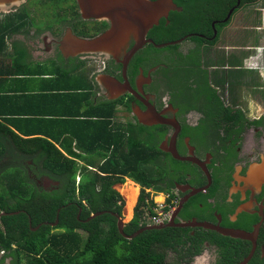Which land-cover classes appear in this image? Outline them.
Segmentation results:
<instances>
[{
    "label": "flooded vegetation",
    "instance_id": "1",
    "mask_svg": "<svg viewBox=\"0 0 264 264\" xmlns=\"http://www.w3.org/2000/svg\"><path fill=\"white\" fill-rule=\"evenodd\" d=\"M30 1L25 0L26 4ZM39 1L59 3L61 7L56 10L62 16L59 26L35 28L31 33L37 34L35 41L34 35H29L32 27L13 32L14 44L25 47L33 58L56 61L64 69L78 66V70L89 73L98 99L121 100L119 106L134 119L126 123L148 127L149 131L141 135H157L159 148L170 160L181 162L179 171L175 172L178 179L173 181L172 197L158 192L164 195L163 204L172 208L165 207L167 216L157 222L152 220L155 208L153 215L145 208V226L172 223L174 225L159 229L171 228L189 234L191 239L199 240L201 252L184 257V252L170 249L167 263L173 255L171 264H199L196 259L211 251V257L200 264H216L219 259L224 260L220 251L225 247L232 250L231 264L241 263L250 254L246 264H264L262 0L248 6H241L238 1L224 19L214 18L205 28H190L176 38L170 33L165 36L168 39L159 42L160 31L167 29L158 27L160 29L156 30V27L168 28L171 16L179 11L170 10L147 32L144 43L131 34L116 50L110 46L105 50L75 54L67 46L73 36L96 38L111 28V22L84 18L77 0ZM16 6L4 16L0 11V21ZM180 7L183 11V6ZM245 8L251 9L250 20L237 24L238 29L230 32L234 17ZM259 10H262L260 25L255 21ZM247 29L250 30L249 40L245 35ZM20 38L23 44L16 41ZM183 43L188 47L182 49ZM136 45L139 48L131 53ZM154 113L160 115L161 120ZM172 150L185 159L174 156ZM29 176L33 177L31 170ZM43 177L48 181L46 176H41L36 178L38 185L50 187L47 190L57 187L56 181L48 183ZM143 189L141 186L134 213ZM146 191L150 195L155 192L151 188ZM6 214L0 208V228L4 231L2 217ZM231 233L250 237H236ZM12 247L17 249L16 241ZM9 253L10 250L0 248V264L12 263ZM212 256L214 260L209 263Z\"/></svg>",
    "mask_w": 264,
    "mask_h": 264
},
{
    "label": "trees",
    "instance_id": "2",
    "mask_svg": "<svg viewBox=\"0 0 264 264\" xmlns=\"http://www.w3.org/2000/svg\"><path fill=\"white\" fill-rule=\"evenodd\" d=\"M174 1L183 11L173 13L168 28L156 27L167 29L160 31L159 42L170 33L188 27L200 30L214 18L224 19L238 1L248 6L261 0ZM260 14L259 10L255 19L259 25ZM26 16L24 11L12 12L0 22V45L13 32L27 28L31 20ZM13 46L18 51V45ZM58 65L60 74L76 75L68 97L83 104L81 115L72 112L61 133L55 128L32 130L24 138L13 131L0 132V208L8 213L2 217L0 248L10 250L11 264H171L166 261L170 249L184 252V257L200 253L199 240L177 229H148L132 239L120 233L112 212L122 215L125 201L114 185L130 178L144 188L134 217L125 224V233L132 234L147 224L146 209L155 213L157 204L146 188L172 197L181 162L170 160L159 148L157 135H141L148 127L118 120L121 100H95L87 72ZM78 116L83 117L75 119ZM41 176L57 181V187L46 190L38 185L36 178ZM99 211L104 212L88 219ZM57 218L59 223L52 226ZM15 241L17 249L12 247ZM220 252L224 260L216 264H231V248Z\"/></svg>",
    "mask_w": 264,
    "mask_h": 264
},
{
    "label": "crops",
    "instance_id": "3",
    "mask_svg": "<svg viewBox=\"0 0 264 264\" xmlns=\"http://www.w3.org/2000/svg\"><path fill=\"white\" fill-rule=\"evenodd\" d=\"M13 44L7 37L6 44L0 45V132L13 131L24 138L32 130L64 132L65 119H72L74 111L81 115L83 108L68 97L74 91L76 75L60 74L58 62L33 58L25 47L18 45L16 51ZM87 76L93 84L89 73Z\"/></svg>",
    "mask_w": 264,
    "mask_h": 264
},
{
    "label": "water",
    "instance_id": "4",
    "mask_svg": "<svg viewBox=\"0 0 264 264\" xmlns=\"http://www.w3.org/2000/svg\"><path fill=\"white\" fill-rule=\"evenodd\" d=\"M22 0H0V11L10 10V6L18 5ZM80 6L81 14L84 18H96V19H107L111 22V28L101 36L93 39L81 38L73 36L72 41L67 46L72 48V53L86 52V51H98L105 50L113 46V49H117L118 46L124 44L131 34L136 35L143 43L145 42L147 32L155 25L159 23L160 18L165 15L167 16L170 10H182L173 0H77ZM119 42V44H118ZM118 44V45H116ZM139 47L136 45L132 49L131 53L136 52ZM104 52V51H103ZM130 55V54H129ZM111 78V77H110ZM115 84V80L111 78ZM109 80L112 81V80ZM116 97V96H115ZM152 109V108H151ZM150 109V110H151ZM153 110V109H152ZM149 113V110H148ZM151 113V112H150ZM155 117L160 118V115L155 114ZM141 118V116H139ZM146 124L150 122L143 121ZM163 122V120H162ZM174 156L181 158L176 150L171 151ZM185 159V158H181ZM189 159V158H188ZM47 178V177H46ZM51 182V179H47ZM58 184V182H55ZM104 211H99L91 214L88 219H92ZM114 216L118 219V228L122 235L128 239H132L148 229H159L165 226L174 225L169 223L167 225H152L145 226L138 229L132 234L125 233V220L122 215L113 212ZM59 219L52 223L57 225ZM51 224V225H52ZM206 226V224H203ZM38 228V227H37ZM36 229V228H35ZM236 237L249 238L250 235H243L240 233H231ZM252 254L247 257L244 261L239 264H246Z\"/></svg>",
    "mask_w": 264,
    "mask_h": 264
},
{
    "label": "rangeland",
    "instance_id": "5",
    "mask_svg": "<svg viewBox=\"0 0 264 264\" xmlns=\"http://www.w3.org/2000/svg\"><path fill=\"white\" fill-rule=\"evenodd\" d=\"M12 7L13 6H10V8H12ZM60 7L61 6L56 1L55 2L45 1L43 3H40L39 0H32L28 4H26L25 0H22L20 4H18L11 12H8V13H12V12H15V11H24L27 14V16H26L27 19L31 20V21H28V24H27V28L32 27V28H29V31H30L29 35H31V33L35 30V28L36 29H39V28H42V29H45V28L54 29L55 27L59 26L60 20L62 19V16L59 15L60 11H59V14H58L56 12V10L58 8H60ZM249 11H251L250 8H245V9H243V10L238 12V14L234 17V21H233L232 25L229 28L230 32L233 31V30H237L238 29L237 24H239V23L242 24L243 21H248L249 20V18H250V12ZM1 13H3L2 16H4V15H6L7 12L5 10V11H2ZM61 13L64 14L63 11ZM68 23H71V19L68 21ZM240 26H239V28H240ZM189 29H190V27L185 28L183 30H179L177 33L172 35V38H174V37L176 38L180 33L186 32ZM260 31H261L260 35L262 36L261 42H262V45H263L264 44V17H263V29L260 30ZM19 35H21V34H19ZM32 35H34V38L37 36V34H32ZM21 36H24V35H21ZM224 37H226V36H223V38ZM36 39L37 38H35L34 41ZM16 41H19L20 43L23 44V41H22L21 38L17 39ZM187 47H188L187 43H183L182 44V49H185ZM165 50L168 51L169 49H165ZM161 52H165V51H161ZM95 64H97L98 66L100 65L99 62H95ZM67 69H70V68H67ZM117 116H118V120L120 122H122V123H126L127 121H133L134 120L132 115H131V113H129L122 106H119V112H118ZM44 178L45 177L42 178L43 181H46V180H44ZM46 182H48V181H46ZM134 183H136V182H134L130 178H127L126 182L124 184L116 185V189L121 193V195L123 196V199L125 201V206L123 207V210H122V217L125 220L126 224L129 223L132 220L133 216H134V207H135V205L137 203V198H138V195H139V192H140V189H141V185L140 184L136 183V185H135ZM49 185L46 184V186H49ZM131 185H134L136 188H138V193L136 195V200L134 202V205L130 209L129 208V204L131 205V200L134 199V198L131 199V194H130V189H129L131 187ZM49 188L44 187V189H46V190L49 189ZM150 198H153V200L155 201V203H157V205H159L161 203H164V195L162 193L151 192ZM147 217H149V214L147 215ZM52 223H54V222H51V224ZM52 226H56V225L52 224ZM35 228H37V227H35ZM209 253L212 254L211 251ZM209 253H204L199 258L196 259V260H199V264H200V262H203V260L206 259L207 257H211V256H209ZM213 256H212V258L208 259L209 263L213 262V260H214ZM168 261L169 262H174L173 255H170V257L168 258Z\"/></svg>",
    "mask_w": 264,
    "mask_h": 264
},
{
    "label": "built area",
    "instance_id": "6",
    "mask_svg": "<svg viewBox=\"0 0 264 264\" xmlns=\"http://www.w3.org/2000/svg\"><path fill=\"white\" fill-rule=\"evenodd\" d=\"M165 207L166 208H169L170 207V209H171L172 208V205L166 206L163 203H161V204H159V205H157L155 207L156 214H154L152 216V220L154 222L160 221V220H162V218H164V217L167 216V214H168L167 211L168 210H166Z\"/></svg>",
    "mask_w": 264,
    "mask_h": 264
},
{
    "label": "bare ground",
    "instance_id": "7",
    "mask_svg": "<svg viewBox=\"0 0 264 264\" xmlns=\"http://www.w3.org/2000/svg\"><path fill=\"white\" fill-rule=\"evenodd\" d=\"M129 189H130L131 199L134 198L133 200H131V205L129 204V208L131 209V207H133L134 202L136 200V195L138 193V188H136L134 185H131V187Z\"/></svg>",
    "mask_w": 264,
    "mask_h": 264
}]
</instances>
